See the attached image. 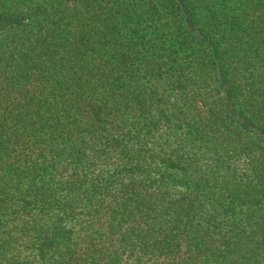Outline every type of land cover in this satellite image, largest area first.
Masks as SVG:
<instances>
[{
    "label": "trees",
    "instance_id": "16d2710c",
    "mask_svg": "<svg viewBox=\"0 0 264 264\" xmlns=\"http://www.w3.org/2000/svg\"><path fill=\"white\" fill-rule=\"evenodd\" d=\"M0 264H264V0H0Z\"/></svg>",
    "mask_w": 264,
    "mask_h": 264
}]
</instances>
